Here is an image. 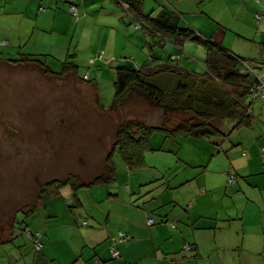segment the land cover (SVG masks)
<instances>
[{
	"label": "crops",
	"instance_id": "1",
	"mask_svg": "<svg viewBox=\"0 0 264 264\" xmlns=\"http://www.w3.org/2000/svg\"><path fill=\"white\" fill-rule=\"evenodd\" d=\"M53 1L54 8L63 5L62 0ZM98 1H67L79 6L84 17L83 32L87 21L97 31L98 20L107 7L112 9L110 14L115 19L121 10L133 18L121 1H106L101 7ZM144 3L146 12L151 10L153 16L162 10H173L180 27L184 0H144ZM214 3L216 10L206 9L204 24L197 25L202 34L193 28L203 40H207L203 36L204 28H208L213 34L209 40L254 63L264 64V17L259 23L256 18L259 11H264V0H214L208 5ZM48 8L41 6L37 16L42 15L41 10H53ZM48 14L46 19L50 21ZM119 22L125 21H112ZM19 25L27 27L25 23ZM36 33L37 29L33 36ZM117 33L112 38L108 36L109 45L102 47L111 58L133 56L138 62L142 59L140 50L146 52L143 65L153 57L171 61L170 57L177 52L172 43H165L156 46L164 48L163 53H155L148 41L137 46L134 39L135 50L122 48L117 56L116 37L120 36ZM121 36L123 42L130 37L149 39L146 34L137 37L136 33L128 35L123 31ZM91 39L90 49L98 51V34L95 40ZM189 41L183 46L179 64L190 71L198 48L193 51ZM25 46H18L23 51L21 55L27 54ZM185 51L189 52L188 56ZM3 56L0 54V61L10 62L11 59ZM127 63L120 61L115 66ZM263 72L257 69V73ZM250 114V127L237 130L231 127L221 138H180L169 143L168 151L147 153L145 168L134 173L124 170L122 185L119 175L121 186L111 183L107 190H101L102 186L85 188L77 197L69 187L62 189L54 196L60 200L51 203V212L46 215V231L42 232L46 245L42 242L41 252H8L11 248L7 246L6 252H0V264H264V99L252 104ZM157 136L162 138L156 143H151L154 136L150 140L151 147L156 149L164 147L167 139L161 133ZM231 173L236 175V186L228 185ZM95 191L104 194L103 202L94 198ZM148 218L156 220L155 223L148 225ZM120 232L126 238L117 245L121 258L114 259L110 246ZM13 239L10 233L8 238L1 237L0 247ZM189 244L194 250L185 249Z\"/></svg>",
	"mask_w": 264,
	"mask_h": 264
},
{
	"label": "rangeland",
	"instance_id": "2",
	"mask_svg": "<svg viewBox=\"0 0 264 264\" xmlns=\"http://www.w3.org/2000/svg\"><path fill=\"white\" fill-rule=\"evenodd\" d=\"M67 1L62 0L63 5L54 8L53 0H0V54L5 55V59L17 60L32 53L55 72H60L68 61L79 66L77 76L70 73L60 78L47 75L44 69L34 63L0 61V100L3 99L0 101V238H8L9 233L14 236L12 243L0 247V252H6L7 246L11 248L8 252H41L34 248V241L27 232L31 231L37 238L39 233L46 231V215L51 212V203L60 200L54 198L53 193L46 198V184L64 180L69 175L79 176L84 183H88L106 172V157L114 146L118 123L137 120L147 125L172 126L187 118L182 113L165 114L138 94L113 109L115 64L123 61L129 65H141L146 52L138 50L139 57H142L138 62L134 61L133 56L117 58L114 55L112 58L116 61H112L102 49L103 45H109L108 36L112 38L115 31H121L120 36L116 37L117 56L121 55L122 48L135 50L134 39H137V46L152 40L145 37L143 30L136 28V21L125 15L123 10L115 19L110 14L112 9L108 7L98 20L97 31L93 30V23L87 21L86 31L83 32L81 24L84 17L79 12V6L77 11H73V5ZM106 1L111 2L99 0V7ZM212 1L184 0L185 10L180 27H194L201 33L202 29L197 25L204 24L206 9L216 10V3L208 5ZM41 6L47 9L52 7L53 10H41L42 15L37 16ZM96 10L93 9L94 14ZM46 14L50 21L46 19ZM118 19L125 22L112 23ZM53 22L55 30L52 28ZM16 23L18 25L14 27ZM21 23L27 24V27L19 25ZM75 27L77 29L74 31ZM36 29L37 33L33 36ZM122 31L145 38L130 37L128 39L131 42H123ZM204 31L205 39L213 38L211 30L204 28ZM97 34L100 45L98 51H94L89 47V40H95ZM189 42L193 51L198 48V56L194 57L195 62L191 63L190 71L203 75L206 72L205 46L201 42ZM20 44L26 45L23 48L24 53L27 51L26 55H21L23 51L18 47ZM156 46L152 47L155 53H163L164 48ZM185 53L189 55V52ZM86 74L90 76L89 81L84 79ZM218 125L223 132L233 126L230 121ZM157 134L152 138V144L162 138ZM23 143L28 146L25 148ZM113 161L122 184L121 176L127 166L118 150L114 152ZM111 185L121 186L118 180ZM101 186V190L109 188V184ZM94 198L103 202L105 196L96 192Z\"/></svg>",
	"mask_w": 264,
	"mask_h": 264
},
{
	"label": "trees",
	"instance_id": "3",
	"mask_svg": "<svg viewBox=\"0 0 264 264\" xmlns=\"http://www.w3.org/2000/svg\"><path fill=\"white\" fill-rule=\"evenodd\" d=\"M115 1L127 4L128 11L137 23L136 26L143 30L150 41L152 40L151 47L172 43L177 49L175 54H179L189 40L204 44L206 72L199 75L186 70L180 66V60L173 61L171 57V61L167 62L153 57L151 62L141 66H117L115 95L111 104L113 109L138 94L147 98L165 114L182 113L186 114L187 118L172 126L147 125L137 120L118 123L114 146L106 157V172L88 183H84L81 177L76 175L49 182L46 184V198L50 197L51 193L54 196L59 195L60 191L66 187H70L74 196L77 197V193L82 189L115 182L119 177L113 161L116 150L120 152L127 169L134 172L146 167L147 153L154 150L168 151L167 147L171 141H177L180 138H221L226 133L218 124L224 121H230L233 124L232 130L250 127L252 104L264 99V97L255 96L253 91L260 81L254 74L247 71L246 62L252 61L234 54L212 40H203L193 27H179L173 10H162L157 16H153L146 12L144 0ZM72 5L77 8L75 4ZM9 61L20 64L34 63L44 69L47 75L60 78L70 73L77 76L79 67L75 62L68 61L64 63L60 72H55L47 63L36 58L35 54H27L20 59ZM112 61H115V58ZM112 61L110 60V63ZM156 133L166 136L164 147L157 149L151 147L150 140ZM28 232L31 233V231ZM39 234L40 241L43 242V234ZM118 236L110 246L114 259L121 258V255L113 254V246L118 245L122 239L120 235ZM185 249L194 250L190 245H187Z\"/></svg>",
	"mask_w": 264,
	"mask_h": 264
},
{
	"label": "built area",
	"instance_id": "4",
	"mask_svg": "<svg viewBox=\"0 0 264 264\" xmlns=\"http://www.w3.org/2000/svg\"><path fill=\"white\" fill-rule=\"evenodd\" d=\"M205 1V0H202ZM127 7V4H125ZM73 11H77L76 7H72ZM264 17V11H259L256 15L257 18V22H261V20ZM137 29H139V26H136ZM181 54L182 51L179 52V54H173L171 56V59L173 61H179L181 59ZM246 65L248 67V72L252 73L255 75V77L258 78V80L260 81V83L258 84L257 87H255L253 89V91H255V96H259L260 97H264V72L262 74L257 73V69H262L264 70V64L259 63V62H246ZM90 76L88 74H86L84 76L85 80H89ZM236 178L235 175L233 173H231L228 177V185H233L236 183ZM155 223L153 218H148V225H153ZM29 236L31 237V239L34 241V247L36 248V250H40L43 247L42 242L40 241V234L38 235V237L36 238L35 236L32 235V233L28 232ZM120 238H126V236L124 235V233H120ZM113 254L114 256H120L121 252L119 251L117 245H115L113 247Z\"/></svg>",
	"mask_w": 264,
	"mask_h": 264
},
{
	"label": "bare ground",
	"instance_id": "5",
	"mask_svg": "<svg viewBox=\"0 0 264 264\" xmlns=\"http://www.w3.org/2000/svg\"><path fill=\"white\" fill-rule=\"evenodd\" d=\"M3 98V97H2ZM1 100H3V99H1ZM0 100V101H1ZM3 102V101H2ZM35 111V110H34ZM44 111V110H43ZM29 112V111H28ZM27 112V113H28ZM28 117V116H27ZM26 119H30V118H26ZM26 119H24V120H26ZM35 120V119H34ZM37 120V119H36ZM27 121V120H26ZM32 121V120H31ZM17 130V129H16ZM24 133V132H23ZM25 134V133H24ZM21 135H22V133H21ZM12 136V135H11ZM25 136V135H24ZM14 137V136H13ZM15 137H17V136H15ZM22 137V136H21ZM21 137H19V138H21ZM10 138H12V137H10ZM18 138V137H17ZM8 139V138H7ZM25 139V138H24ZM14 140V139H13ZM18 140V139H17ZM23 140V139H22ZM28 140V139H27ZM214 140V139H213ZM19 141H21V140H19ZM26 141V140H25ZM15 141H13V143H14ZM210 142H213V141H210ZM9 143V142H8ZM18 143V142H17ZM16 143V144H17ZM28 143H30V141H28ZM32 143V142H31ZM35 143V142H34ZM10 144V143H9ZM19 144H20V142H19ZM23 144H25V148H26V143H23ZM22 144V145H23ZM38 144V143H37ZM36 144V145H37ZM39 144H42V143H39ZM11 145V144H10ZM14 145V144H13ZM21 145V144H20ZM17 146V145H16ZM28 146V145H27ZM42 146H45L44 144L42 145ZM42 146H41V148H42ZM22 148H23V146H22ZM32 148H33V145H32ZM37 148H38V145H37ZM15 149V148H14ZM112 149V148H111ZM16 150V149H15ZM44 150V149H43ZM26 151H27V149H26ZM35 151V150H34ZM33 151V152H34ZM42 151V150H41ZM14 152V151H13ZM28 152H30V153H32L31 151H28ZM38 152H40V151H38ZM43 152H45V151H43ZM25 153V152H24ZM27 153V152H26ZM35 153H37V152H35ZM13 154V153H12ZM20 154V153H19ZM39 154V153H38ZM41 154V153H40ZM44 154V153H43ZM46 154V153H45ZM28 155V154H27ZM34 155V154H33ZM42 156V155H41ZM46 157V156H45ZM188 165V164H187ZM72 170V169H71ZM107 170V169H106ZM69 171H70V169H69ZM68 170H67V175H68ZM76 173V172H75ZM78 173V172H77ZM80 173V172H79ZM134 173V172H133ZM42 175V174H41ZM45 175V174H44ZM132 175V174H131ZM236 176V175H235ZM46 177V176H45ZM40 178V177H39ZM43 178V177H42ZM41 178V179H42ZM122 185V184H121ZM233 185H235V184H233ZM236 186V185H235ZM232 187V186H231ZM231 189V188H230ZM35 190V189H34ZM216 191H219V190H216ZM230 191V190H229ZM28 193V192H27ZM227 193H231V191L230 192H228V190H227ZM33 194H34V192H33ZM38 194V193H37ZM215 194V193H214ZM216 194H217V192H216ZM215 194V195H216ZM31 195V194H30ZM35 195V194H34ZM78 195V194H77ZM218 195H219V193H218ZM228 195V194H227ZM217 196V195H216ZM228 196H230V195H228ZM149 197V196H148ZM31 198H33V197H31ZM31 198H30V200H31ZM35 198H36V196H35ZM26 199V198H25ZM28 199V198H27ZM179 199V198H178ZM178 199H177V202H178ZM185 199V198H184ZM214 199V198H213ZM226 199V198H225ZM133 200V199H132ZM141 200V199H140ZM215 200V199H214ZM217 200V199H216ZM228 200V199H227ZM27 201V200H26ZM184 202H185V200H183ZM181 202V201H180ZM223 202V201H222ZM24 203H26L25 201H24ZM31 204V203H30ZM187 204V203H186ZM135 206H137V204L135 205ZM182 206V205H181ZM185 206V205H184ZM184 209H185V207H184ZM150 210V209H149ZM17 212V211H16ZM129 214V213H128ZM141 214H142V212H141ZM151 214V213H150ZM127 215V214H126ZM143 215V214H142ZM146 215V214H145ZM8 216H10V215H8ZM149 216H151V215H149ZM7 217V216H6ZM144 217V216H143ZM148 220V219H147ZM156 221V220H155ZM170 224V223H169ZM175 226V225H174ZM131 238V237H130ZM153 238V237H152ZM186 241V240H185ZM191 242V241H190ZM149 243H151V242H149ZM194 244V243H193ZM190 245V244H189ZM114 247V246H113ZM191 247V246H190ZM186 248V247H185ZM196 249V248H195ZM184 250V249H183ZM190 250V249H189ZM217 263V262H216Z\"/></svg>",
	"mask_w": 264,
	"mask_h": 264
}]
</instances>
